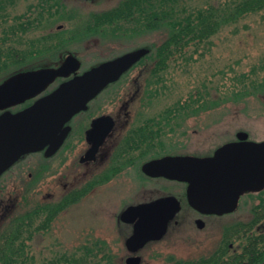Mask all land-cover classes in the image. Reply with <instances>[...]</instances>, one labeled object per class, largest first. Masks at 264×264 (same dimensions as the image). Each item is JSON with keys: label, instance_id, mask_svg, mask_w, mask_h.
I'll use <instances>...</instances> for the list:
<instances>
[{"label": "rangeland", "instance_id": "374dc122", "mask_svg": "<svg viewBox=\"0 0 264 264\" xmlns=\"http://www.w3.org/2000/svg\"><path fill=\"white\" fill-rule=\"evenodd\" d=\"M63 1L66 4L58 18L46 22L36 31L63 32L64 38L77 37L75 44L69 47V51L75 53L69 54L79 58L81 72L123 52L139 47L147 49L150 42H158L164 36L158 31L138 30L133 21H120L98 28L89 25L91 13L108 10L120 0ZM30 2L20 0L9 12H21ZM263 13L264 10L247 15L220 29L211 37L202 56L196 54L181 65H177L181 61L171 62L156 82L149 76L152 68L149 61L147 67L139 65L102 91L92 105H98L99 100H107L102 109L117 114L121 122L125 120L126 123L112 134L99 157L100 166L96 167L94 175L84 176V169L78 165L79 156L86 147L83 133H80L89 116L82 113L73 119L76 140L71 138L52 158L40 154L29 157L35 165H40L31 167V180L28 172L23 175L20 172L16 178L6 176V172L2 174L0 180L6 176V182L0 184V221L29 213L48 202L64 200L66 194L74 189L77 197L67 198L65 201L68 203L50 220L46 212L36 213L31 227L25 231L27 236L30 234L25 240L27 249L38 260L85 256L79 264H92L95 261L93 253L101 249L125 255L124 239L129 229L127 225L118 223L116 216L127 205L177 188V183H170L162 177L148 180L142 176L138 158L148 159L160 153L173 152L172 148L180 147L183 136L189 142L188 151L210 153L215 146L231 137L235 127H247L249 121L255 120L250 116L253 112L264 114V106L260 103L264 94L261 98L257 96L261 87L257 91H254L256 87L252 88L243 100L235 99V92L241 87V81L237 80L242 74L246 76L245 81L249 78V83L256 78H264V69H259V66L264 67ZM58 36L42 42L43 47L48 48L46 52L55 49ZM45 55L48 54L30 57L21 65L26 69L23 72L35 70L26 68L27 64L52 58ZM65 57L51 60L49 64L59 65ZM232 108H238L239 112ZM261 119L256 118V125L264 131ZM142 124L148 125V130L154 133V148L135 158V165L127 166L129 163L123 158V153H119L122 147L130 146L127 132L138 131ZM158 128L162 132L156 137L155 131H160ZM119 143L120 147H117ZM26 159L23 157L19 163ZM186 241L182 235L175 236L169 231L161 241L143 248L138 254L142 257V264H165L166 260L173 263V259L187 258L189 247Z\"/></svg>", "mask_w": 264, "mask_h": 264}, {"label": "water", "instance_id": "95a60500", "mask_svg": "<svg viewBox=\"0 0 264 264\" xmlns=\"http://www.w3.org/2000/svg\"><path fill=\"white\" fill-rule=\"evenodd\" d=\"M144 54L145 49L139 48L103 61L61 82L25 108L0 113V175L26 153L44 148L46 155L54 153L68 132L64 124ZM78 66V60L68 55L57 68L29 70L9 78L0 84V109L38 94L56 76H68ZM113 126L109 114L93 119L86 131L89 147L85 159L95 158ZM238 138V142L218 147L212 155H166L145 162L142 170L150 176L187 182L188 202L200 211H229L235 207L239 191L264 185V141H247L241 134ZM179 209V200L165 195L121 211L120 219L133 224L125 240L132 253L125 258L126 264L141 263L136 252L147 242L161 239Z\"/></svg>", "mask_w": 264, "mask_h": 264}, {"label": "trees", "instance_id": "16d2710c", "mask_svg": "<svg viewBox=\"0 0 264 264\" xmlns=\"http://www.w3.org/2000/svg\"><path fill=\"white\" fill-rule=\"evenodd\" d=\"M19 1L0 0V84L26 70L21 65L27 63L30 57L44 56V54L52 57L49 60L32 62L26 67L38 69L58 66L57 63L49 64V62L57 61V58H64L69 53H75L70 52L69 47L75 44L77 37L64 38L63 32L39 33L36 31L46 22L58 18V13L64 7L63 0H31L32 2L23 11L10 13L11 8ZM263 10L264 0H196V3L193 0H120L108 10L91 13L89 21L92 22L89 25L98 28L105 24L133 21L138 30L162 32L163 38L158 42H150L146 54L139 61L142 67H147L151 61L149 66L152 68L149 76H152L156 82L161 79V75L170 67L171 62L181 61L177 63V65H181L192 60L196 54L202 56L203 49L220 29L240 21L247 15ZM55 35H59L55 49L46 52L45 50L48 48L43 47V43H46L44 41ZM39 45L42 47L40 48ZM259 69H264V67L259 66ZM244 78L246 76L242 74L241 78L237 80L241 81V87L235 92L236 100L245 99L254 87H256L254 91L260 87L261 91L259 92L264 91V78H256L250 83L249 78L248 81H245ZM31 99L27 101L30 102ZM158 130L160 129L158 128ZM161 132L162 130L159 133L155 131L156 137L160 136ZM130 139L133 146H136L137 142L134 143L136 138ZM151 139L154 141L155 135ZM117 147H120V143ZM121 149L123 150L119 155L124 152L125 148ZM145 151L141 154L142 156L145 155ZM161 155L164 153H160L158 156ZM75 195L77 192L72 189L66 194L64 200L48 202L29 213H20L8 220L0 221V264H79V261L85 256L79 258L62 256L38 260L27 249L25 243V240L30 236V234L27 236L25 231L31 227L32 219L37 215L36 213L46 212L47 219L50 220L68 203L65 200L70 197L75 199L77 197ZM126 252L125 249V254ZM124 256V254L118 255L112 250L101 249L93 253L95 261L92 264H125ZM172 261L174 262L166 260L165 264H184L183 259H173Z\"/></svg>", "mask_w": 264, "mask_h": 264}, {"label": "flooded vegetation", "instance_id": "af4514ba", "mask_svg": "<svg viewBox=\"0 0 264 264\" xmlns=\"http://www.w3.org/2000/svg\"><path fill=\"white\" fill-rule=\"evenodd\" d=\"M77 59L81 64L79 58ZM139 61L140 59L128 71H126L122 76H120L117 81H120L125 76V74L130 72L132 69L137 68L140 65ZM80 73L81 71H79L78 68L75 71L71 72L68 76L55 77L53 79V82L50 83L49 86L39 94L24 99L20 103H16L4 109H0V113L6 110L12 112L17 111L23 108L24 106L29 105V103L32 100L35 101L37 98L49 93L55 87H57L61 82ZM57 80L58 83L56 84L55 81ZM117 81L108 84L105 87V89L108 88L109 86L114 85ZM105 89H103V91ZM263 94L264 91L258 92L257 96L261 98V95ZM96 97H94L87 103L86 109L81 110L76 114H74L64 124V126L69 127L68 132L63 142L54 153H52L51 155H46L45 154L46 148L41 149L39 151L26 153L22 155L8 169H6L3 172V174L6 172L7 173L6 176L16 178L18 177V173L21 172V174L23 175L25 172H28V178H30L29 180H31V176H32L31 167L32 166L36 167V165H38L39 163L35 165L33 162H31L29 157L35 154L37 155L40 154L44 157L52 158L60 149L61 150L63 149V147L67 144V142L71 138L73 139L76 138L74 137L77 133H75L74 131L73 119L77 115L85 113L89 115L88 122L86 123L85 127L83 126L84 128L82 127L81 129L82 132L80 133V135L83 133L82 136L84 138L82 140H84L86 147L79 156L78 165L84 169V172H82L84 176L86 174H88L89 176H93L96 167L100 166L98 165L100 161L99 157L104 147L108 144V141L110 140L112 134L118 127H122L123 124L126 123L125 120L124 123L121 122L117 114L113 115L111 114V112H106L102 109V107L108 102L107 100H99L98 105L93 106L92 102L96 99ZM29 99H31L30 102L27 101ZM260 103L264 106V97H262V102ZM232 106L234 107L236 105L233 104ZM232 110H236V109L232 108ZM235 112H239L238 108ZM106 114L111 115L114 119L113 130L109 134V136L105 139V141L99 146L97 153L95 154V158L85 159L84 154L89 147V142L86 139V131L90 128L93 119ZM250 116H252L251 118L253 119L255 118V120L249 121V125L247 127L245 126L235 127L233 131H231V137L228 138L227 140L222 141L217 146H215V148L210 153L203 154L202 152L188 151L187 147L189 146V142L186 140V137L183 136V142L180 143V147L175 148L177 146L174 145L175 147L172 148L173 152L166 154L209 156L214 153L216 148L226 143L238 142L239 141L238 136L240 134L245 135L246 136L245 140L247 141H253V142L264 141V135L262 134L264 133V131H262L263 130L262 128H257L256 125V118L259 117H262L260 123L261 125H264V114L257 115L253 112V115L251 114ZM127 133L129 134L126 135V138H132L133 136L134 138H136V141L134 143L137 142L136 146H133V142H130L129 143L130 146L126 147L123 152V158L127 160V163H129L127 164V166H132L135 165V160H136L135 158L141 157V151L145 149L146 152H148L149 149L154 148L153 146L155 142L151 139L152 136H154V133L151 130H148V125L145 124H142L141 130L135 132L134 131L127 132ZM23 157H27V159L19 163ZM154 158H158V157H149L146 160H144L143 158H138L137 160L138 163H141L140 172L142 176L146 177V179L148 180H154L156 179L155 177L157 178L162 177V176H150L142 171L143 164L146 161H149ZM38 167H40V165H38ZM4 178L0 180V184L2 183V181H4ZM162 178H164L166 181L170 183H175V184L177 183V188L173 191H169L168 193L159 196H155V197L151 196L148 197V199L139 200L136 203L148 202L153 199H156L157 197L164 195H173L179 200L180 209L175 214V216L168 222L166 234H168L169 231H172L175 236L182 235L187 240L186 244L188 245L189 250H188L187 258L183 259L184 264H260L261 262L264 261V225L263 224L261 225V220L264 219V185L262 187L255 189H245L239 191L236 198V205L232 210L222 211V212H203L189 204L187 199V188H188L187 182L167 179L165 177ZM4 182H6V180ZM116 219L118 223L127 225L130 234L133 228V224L122 221L119 215L116 216ZM157 242L159 241L147 242L140 250ZM124 246H125V239H124ZM129 254L130 253L128 252L127 255Z\"/></svg>", "mask_w": 264, "mask_h": 264}]
</instances>
